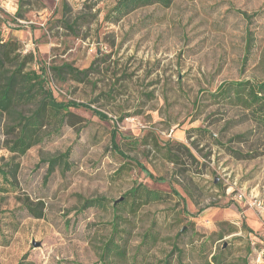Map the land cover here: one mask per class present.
<instances>
[{"label": "rangeland", "instance_id": "374dc122", "mask_svg": "<svg viewBox=\"0 0 264 264\" xmlns=\"http://www.w3.org/2000/svg\"><path fill=\"white\" fill-rule=\"evenodd\" d=\"M117 1L0 0L7 67L32 53L71 112L17 158L0 112V166L19 163L14 187L0 177V264H103L113 205L140 183L167 199L124 213L128 260L113 264H215L220 251L222 264H264V128L214 96L264 80V0H175L112 22ZM64 63L87 78L58 80ZM150 230L158 242L141 247Z\"/></svg>", "mask_w": 264, "mask_h": 264}, {"label": "trees", "instance_id": "16d2710c", "mask_svg": "<svg viewBox=\"0 0 264 264\" xmlns=\"http://www.w3.org/2000/svg\"><path fill=\"white\" fill-rule=\"evenodd\" d=\"M174 1L118 0L111 10L110 20L117 22L141 7L154 4L169 7ZM6 51L7 45L0 37V112L5 114L11 123L9 133L13 135L11 139L6 141L5 146L14 155L13 158H17L25 155L32 147L60 133L67 124L71 112L68 111L69 105L56 99L47 85L44 74L35 68H28V64L34 61L32 53L25 55L14 69H10L4 60ZM51 70L58 80L62 81L66 80L67 77L84 81L89 72V69L81 70L69 63L53 66ZM214 96H219L233 105H247L253 120L264 128V80L254 82L248 80L229 81L224 83ZM211 137L215 138L212 134ZM231 152L239 154L237 151L231 150ZM65 156L60 155L48 159L49 173L57 166L67 162ZM18 170L19 163L14 160L9 161L0 166V177L4 182L14 187ZM166 199L167 195L164 192L140 183L126 193L125 199H119L115 202L113 205V229L110 237L104 243L100 256L103 264H113L117 260L119 262L128 260V230L121 229L125 221L124 213L129 212L135 215L145 204L163 202ZM105 201L104 198L86 199L84 206L103 205ZM28 209L35 217L41 218L43 216L39 209L32 207H28ZM158 240L159 233L150 230L144 235L141 247L150 248ZM222 252L213 255L212 261L215 264H222ZM18 264L32 263L24 260ZM164 264L173 263L170 259H166ZM179 264L183 263L179 262Z\"/></svg>", "mask_w": 264, "mask_h": 264}, {"label": "built area", "instance_id": "2783aa9c", "mask_svg": "<svg viewBox=\"0 0 264 264\" xmlns=\"http://www.w3.org/2000/svg\"><path fill=\"white\" fill-rule=\"evenodd\" d=\"M240 197H241V195H240ZM259 204H260V202H259Z\"/></svg>", "mask_w": 264, "mask_h": 264}]
</instances>
